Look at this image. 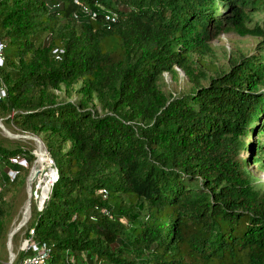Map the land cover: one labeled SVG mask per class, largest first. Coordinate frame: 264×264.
Segmentation results:
<instances>
[{
	"label": "trees",
	"instance_id": "trees-1",
	"mask_svg": "<svg viewBox=\"0 0 264 264\" xmlns=\"http://www.w3.org/2000/svg\"><path fill=\"white\" fill-rule=\"evenodd\" d=\"M228 31L259 40L205 83L162 90ZM0 41V121L57 168L24 232L50 264H264V182L248 167L264 171V0H0ZM72 84L76 100L55 91ZM33 159L0 138V264L5 195Z\"/></svg>",
	"mask_w": 264,
	"mask_h": 264
},
{
	"label": "rangeland",
	"instance_id": "rangeland-1",
	"mask_svg": "<svg viewBox=\"0 0 264 264\" xmlns=\"http://www.w3.org/2000/svg\"><path fill=\"white\" fill-rule=\"evenodd\" d=\"M258 40L259 37L244 35L237 31L221 32V34L216 39L210 42V47L207 51L188 52L187 55L189 58L191 77L185 74L180 68L175 67L177 71L176 73L165 72L163 74L162 90L167 94L177 95L185 93L195 87L194 83L191 81L192 79L190 78L198 79L200 83H205L207 80L202 77V73H206L210 76L220 68L226 69L228 67L229 59H233L239 57L240 55L252 52ZM75 88L76 84H72L70 86L62 85L55 91L59 93L64 99L76 100L79 97V93L75 91ZM94 107L98 109L97 106L94 105ZM4 128L10 134L0 128L1 139H8L14 144L24 147L25 149L29 150L34 156V159L30 166H28L25 161L23 162V165L28 168V171L25 173L24 184L15 188H11L10 191H8L5 195V198L12 204V209L10 215L8 216V231L4 240V245L7 251V258L9 261V251L7 249L8 237L12 230H14L25 218L26 214H24L23 212L25 211L26 205L28 204L29 187L31 192L33 193L40 187L41 195L43 198L48 191L51 178H53L54 175L51 169V164L49 163V153L38 136L20 131L14 126L10 128L4 126ZM35 137H38L40 139V142ZM249 155V151H244L242 153L243 157H249ZM248 167L256 177L264 182V171L255 168L254 166H252V164H249ZM35 168H38L37 174L29 186L28 178L31 172L33 174ZM32 174L29 178V181L32 177ZM34 202L36 204L35 198L31 197L29 215L31 205ZM35 218V214H32L30 224L35 220ZM25 225L17 230L11 237L9 249L13 256V261L18 252L22 251L21 246L22 240L25 237Z\"/></svg>",
	"mask_w": 264,
	"mask_h": 264
},
{
	"label": "built area",
	"instance_id": "built-area-1",
	"mask_svg": "<svg viewBox=\"0 0 264 264\" xmlns=\"http://www.w3.org/2000/svg\"><path fill=\"white\" fill-rule=\"evenodd\" d=\"M2 61H3V43L0 41V64L2 63ZM3 95H4V88L0 87V96ZM48 158H49V163L51 164V169L54 172V178H52L53 180L51 179L50 186L48 187V191L46 192L43 198L41 195L40 187L36 189L34 193L32 192L31 197L35 198L37 210H41L44 205V202L49 198V193L52 183L56 180L57 168L55 167V164L49 154H48ZM12 160L19 162L23 161L19 155H17ZM102 194L105 196L106 191L103 190ZM30 216H31V210L29 215V209H28L25 216V218L27 219L26 223L29 221ZM34 235H35L34 229L30 228L28 235L23 238L21 250H25V251L30 250L31 255L25 257L19 264H50L48 260L50 257V248L45 243L37 241Z\"/></svg>",
	"mask_w": 264,
	"mask_h": 264
},
{
	"label": "water",
	"instance_id": "water-1",
	"mask_svg": "<svg viewBox=\"0 0 264 264\" xmlns=\"http://www.w3.org/2000/svg\"><path fill=\"white\" fill-rule=\"evenodd\" d=\"M0 128H2L3 130H5L8 134H10L5 128H4V126H3V124L0 122ZM39 142H40V139L38 138V137H35ZM55 175H56V173H55ZM54 178V177H53ZM56 178H57V175H56ZM53 180V179H52ZM53 184V183H52ZM29 186H30V184H29ZM31 195H32V192H31V190H30V187H29V199H28V204H27V207H26V209H25V211H24V214H26V212H27V210L30 208V198H31ZM26 221H27V219L26 218H24L23 219V221L14 229V230H12V232L9 234V237H8V241H7V249H8V251H9V257H10V259H9V261H8V263L7 264H12V262H13V256H12V254H11V252H10V249H9V246H10V241H11V237H12V235L17 231V230H19L22 226H24L25 225V223H26Z\"/></svg>",
	"mask_w": 264,
	"mask_h": 264
},
{
	"label": "bare ground",
	"instance_id": "bare-ground-1",
	"mask_svg": "<svg viewBox=\"0 0 264 264\" xmlns=\"http://www.w3.org/2000/svg\"><path fill=\"white\" fill-rule=\"evenodd\" d=\"M43 152V151H42ZM44 153V152H43ZM37 170H38V168H35V170H34V172H33V174H32V172H31V174H32V177H31V179H30V181H29V178H30V176H31V174H30V176H29V178H28V182H29V184L34 180V178H35V176H36V174H37ZM33 171V170H32ZM53 175H54V172H53ZM54 177V176H53ZM52 179V178H51ZM26 207H27V205H26ZM24 213V212H23ZM26 216V215H25Z\"/></svg>",
	"mask_w": 264,
	"mask_h": 264
}]
</instances>
